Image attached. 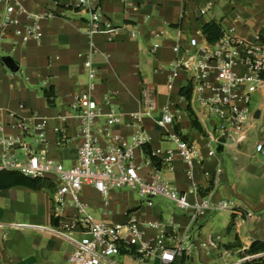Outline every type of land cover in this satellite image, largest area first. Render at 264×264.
Returning <instances> with one entry per match:
<instances>
[{
    "label": "crops",
    "instance_id": "crops-1",
    "mask_svg": "<svg viewBox=\"0 0 264 264\" xmlns=\"http://www.w3.org/2000/svg\"><path fill=\"white\" fill-rule=\"evenodd\" d=\"M77 2L61 0L57 5L49 0H26L25 7L38 20L15 15L18 22L4 32L1 24L7 2L0 0V127H4L5 134H16L9 127L12 123L9 113L22 117L37 114L47 123V145L37 148L63 166L76 165L81 143L80 121L75 117L77 99L87 85L83 63L87 56L93 55L97 68L95 99L102 103L105 96L112 95V106L122 114V123L113 127V132L130 139L131 118L150 110V96L154 103L151 116H145L139 123L148 137L146 145L153 153L161 151L159 159L165 158L167 151L176 150L155 122L168 107L174 117L172 128H178L177 133L192 143L204 160L194 166L199 194L191 199L212 194L214 201L233 205V210L206 213L197 220L183 212L172 213L163 220L162 204L140 205L132 194H117V190L104 198L86 186L82 198L95 218L109 225L130 220L143 224L162 222L165 230L177 237L175 244L180 241L183 246L209 243L221 237L216 247H194L173 264L193 263L197 256L210 262L223 259V264H243L247 261L243 260V252L252 242L264 241V154L255 150L262 137L250 129L249 133L254 135L252 145L248 138L240 145L228 140V145L219 147L216 155L209 157V141L205 134L192 128L187 107L190 104L206 133L209 126L204 110L192 92L189 102L180 96L181 88L188 85V77L183 71L170 70V65L175 60L173 47L177 40L183 45L192 38L202 40L203 27L210 22L219 23L223 30L233 28L239 39L252 41L260 36L264 40V0H99L103 19L117 27L135 28V38L128 29L89 35L86 24L89 16L67 9ZM203 9L207 10L202 15ZM34 23L39 27L40 40L22 43L26 30ZM155 43L161 47L153 54L150 49ZM7 57L15 62L17 72L6 67L3 60ZM50 87L55 93L53 106L44 96V90ZM254 96L259 106L255 110H264V92ZM98 141L105 144L100 136ZM135 162L142 167L143 176L155 172V165L142 148L135 151ZM173 165V171H168L164 164L160 166L161 178L179 191H187L186 164L176 154ZM50 184L51 187L41 190L16 186L0 191V264H67L73 246L51 232L55 226L52 221L55 184ZM65 212L70 214L72 209ZM216 221L220 222V228L215 232L208 227ZM146 234L148 239L154 237L152 230ZM236 255L237 262L225 260ZM147 264H159L158 257H152Z\"/></svg>",
    "mask_w": 264,
    "mask_h": 264
},
{
    "label": "built area",
    "instance_id": "built-area-1",
    "mask_svg": "<svg viewBox=\"0 0 264 264\" xmlns=\"http://www.w3.org/2000/svg\"><path fill=\"white\" fill-rule=\"evenodd\" d=\"M7 12L2 30L17 23L15 15H25L34 20L38 16L30 14L24 3L26 0H6ZM126 2V1H125ZM126 6L130 4L126 3ZM75 14L86 13L89 35L112 34L128 29L132 38L137 36L135 28L114 26L101 15L99 0H78L71 7ZM207 9L200 11L205 14ZM30 39L40 40L39 27L30 25L22 37V43ZM161 44L155 43L150 49L155 54ZM175 60L170 65L172 71H183L192 86L195 101L204 110L212 130L205 135L209 141V157L216 155L217 149L228 145V140L240 145L248 138L250 129H255L262 139L256 144L258 154H264V110L255 119L256 110H251L253 96L264 92V40L256 36L245 41L234 36V29L223 30L216 43L205 38H192L183 45L177 40L173 47ZM87 75L86 89L78 95L75 117L80 121V146L78 161L70 169L50 158L45 150L47 123L37 114L22 117L9 113L12 123L9 127L16 134H5L0 127V171H16L32 179H41L55 184L53 196V217L57 225L51 232L72 246L73 251L67 264H147L156 256L159 264H173L192 248L216 247L220 236L209 243L199 245L182 242L175 244L177 237L165 230L162 222L143 224L137 220L109 225L98 221L81 193L86 186L92 187L104 198L111 191L126 189L137 192L142 201L140 205L154 206L152 199L161 198L174 202L177 209L188 214L193 220L201 215L216 211L233 210L227 201H214L213 195L196 198L199 189L194 182V166L203 162L196 147L184 140L172 127L174 117L166 107L156 124L163 129V136L173 142L176 150H169L166 157L159 159L161 151L152 152L159 159L160 166L166 165L168 171L174 170V157L177 154L186 164L187 191H179L168 185L160 174V167L148 176L141 174V166L135 162V151L142 148L148 137L139 123L151 116L154 103L149 95L150 110L132 116L129 128L133 130L130 139L113 132L112 128L122 123V114L112 106V95L105 96L102 103L95 99L97 90V68L93 55L87 56L83 63ZM66 120V118H63ZM58 131V129H57ZM105 144H100L98 137ZM19 157H22L19 160ZM220 170H217V174ZM208 176V173H206ZM72 209L70 214L65 211ZM21 227L22 225H16ZM152 230L154 237L147 238L146 231ZM264 256V254L260 255ZM247 257L243 260H249Z\"/></svg>",
    "mask_w": 264,
    "mask_h": 264
},
{
    "label": "trees",
    "instance_id": "trees-1",
    "mask_svg": "<svg viewBox=\"0 0 264 264\" xmlns=\"http://www.w3.org/2000/svg\"><path fill=\"white\" fill-rule=\"evenodd\" d=\"M49 1L57 5H59V3L61 2V0ZM67 9L70 10L71 7ZM202 34L209 43L213 44L221 39L223 35V29L219 23L210 22L203 27ZM191 92L192 86L189 84L181 88L180 96L184 97L189 102L191 99ZM44 96L47 100V103L50 106H53L55 97L54 88L50 87L44 90ZM187 112L190 117L192 128L198 131L200 134L204 135L205 132L200 123L198 122L194 112L192 111L190 104L187 107ZM175 131L178 132V128H176ZM142 151L150 157L151 161L155 166L160 167L159 159L152 155V151L148 145L145 144L144 146H142ZM48 182L49 181L47 180L32 179L29 177H25L24 175L16 171H0V191L10 189L16 186H22L32 190H41L45 187H51V182ZM52 221L56 226L57 220L53 216ZM262 254H264V241H253L250 247L243 252V258L251 257V259L245 261L243 264H264V256H260Z\"/></svg>",
    "mask_w": 264,
    "mask_h": 264
},
{
    "label": "rangeland",
    "instance_id": "rangeland-1",
    "mask_svg": "<svg viewBox=\"0 0 264 264\" xmlns=\"http://www.w3.org/2000/svg\"><path fill=\"white\" fill-rule=\"evenodd\" d=\"M258 107H259L258 106V101H257V99L254 96V99L252 100L250 108H251V110H255ZM208 126H209V130H212V126L209 123H208ZM248 139H249L248 143L252 145L254 143V135H252V133L251 134L248 133ZM224 157L226 158L227 156L224 155ZM21 158L22 157H19V160H21ZM64 167L66 169H70L71 168L69 165H65ZM120 192L127 193L128 195L132 194V198H133L134 201H137L139 203L142 201L141 197L139 196V194L136 191L133 192V193L131 191H129V190L127 191L125 189H122L121 191L120 190L116 191L117 194H121ZM81 196H82V193H81ZM132 198L129 197L130 200H132ZM152 202L154 203L155 206H157L159 204H162V206H160V209L163 212V220L169 219L170 214H172V213H180L181 212L179 209L176 208L174 202H172V201H169V200H166V199H161V198L158 197V198L152 199ZM217 215H215V216H217ZM219 220L221 222V218ZM220 222L216 221L215 223H213V225L211 227L209 226L208 228H210L212 231L216 232L220 228V226H219ZM225 260H227L229 262H237L238 261V256L236 255L233 258L225 259ZM210 261L208 259H206V258H200V257L197 256L193 263H186V264H223L224 263L223 259L219 260L217 262H214V261L210 262Z\"/></svg>",
    "mask_w": 264,
    "mask_h": 264
},
{
    "label": "water",
    "instance_id": "water-1",
    "mask_svg": "<svg viewBox=\"0 0 264 264\" xmlns=\"http://www.w3.org/2000/svg\"><path fill=\"white\" fill-rule=\"evenodd\" d=\"M3 62L5 63L6 67L13 71V72H17L18 71V67L17 65L15 64V62L13 61V59L7 57V58H4ZM259 116H260V111H256L255 115H254V118L255 119H259Z\"/></svg>",
    "mask_w": 264,
    "mask_h": 264
}]
</instances>
